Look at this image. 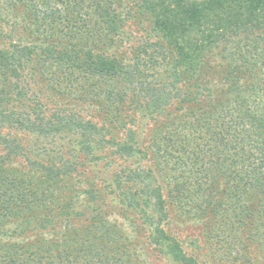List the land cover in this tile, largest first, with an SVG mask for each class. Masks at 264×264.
Returning <instances> with one entry per match:
<instances>
[{
	"label": "trees",
	"instance_id": "1",
	"mask_svg": "<svg viewBox=\"0 0 264 264\" xmlns=\"http://www.w3.org/2000/svg\"><path fill=\"white\" fill-rule=\"evenodd\" d=\"M121 2L6 0L20 24L9 23L18 41L0 47V264L128 258L115 223L75 207L73 179L84 163L66 154L50 162L20 137L96 128L73 114L87 104L109 130L103 122L102 140L83 144V155L94 156L100 142L123 145L113 149L120 156L143 154L163 216L201 224L206 243L225 239L224 253L240 246L249 263L253 250L264 251V0L130 3L149 14L158 37L129 44L125 56L112 52ZM11 160L27 168L13 169ZM122 181L133 189L129 177ZM144 188L131 205L147 202ZM165 240L179 264H205Z\"/></svg>",
	"mask_w": 264,
	"mask_h": 264
},
{
	"label": "rangeland",
	"instance_id": "2",
	"mask_svg": "<svg viewBox=\"0 0 264 264\" xmlns=\"http://www.w3.org/2000/svg\"><path fill=\"white\" fill-rule=\"evenodd\" d=\"M123 1L118 5L119 15L124 21L121 29L122 35L116 38L117 47H114L112 52L125 56L124 52L129 44L154 41L158 34L152 29L149 14L141 8L133 10L130 3H138V0ZM5 3L6 0H0V47H5V44L10 41L17 42L19 38V33L16 31L9 33L10 22L20 24L19 12L13 13ZM136 11L138 12L136 13ZM214 61H217V58L214 57ZM37 86L38 84L34 86L31 82L30 92L36 94ZM73 114L79 115L77 118L82 116L86 120L98 123V125L95 126L96 128H87L88 131L72 128L70 131L55 134L53 137L47 136V138L36 139L26 133H20V137L24 144L38 145L48 152L51 157L50 162L59 164L57 158L66 154L69 155V158L81 162L80 164L84 163L78 169V175L73 179V184L76 185L73 194V196H77L75 200L73 198L76 209L88 213V218L96 216L115 223L121 230V241L126 245L130 244L128 245V258L121 255V261L118 263L111 261L113 264H179L168 253V245L171 242L165 240V235L177 241L182 254L192 256L205 264H231L228 262L230 252L234 259L233 264H237V262L241 264L264 263V251L253 250L254 258L252 260L249 255L251 261L247 263L248 259L237 252L240 250V246H235L225 254L222 246L226 244L227 240H221L216 247H211L209 241L206 243L201 224L185 222L182 217L173 212H170L165 218L160 210L157 195L149 183L150 173L147 172L149 164L143 154L136 152L132 156L126 154L120 156L115 154L113 149L122 148L123 145L118 144L115 147L114 143L105 145L100 142L101 148L94 151V156L83 155L82 145L88 144V142L97 145V141L102 140L106 133V130L100 128V125L104 122L108 128V122L105 121L97 107L90 104L77 106L73 109ZM88 132L91 135H86ZM113 135H115L114 138H122L120 132L119 134L113 133ZM140 144L143 146L144 141H140ZM38 148L37 150L42 152L41 148ZM0 155H4L2 148H0ZM7 165L13 169L25 170L27 168L22 160H11ZM124 177H129L134 182L133 189L125 188L127 184L122 181ZM142 184L145 185L144 192L148 195L147 202L141 206L131 205V203L133 204L132 199L137 196V189ZM126 194H129L130 198H126ZM80 219L79 222L82 226L83 218ZM159 226H163L166 231L165 235L160 232ZM176 255L180 256L178 253Z\"/></svg>",
	"mask_w": 264,
	"mask_h": 264
}]
</instances>
